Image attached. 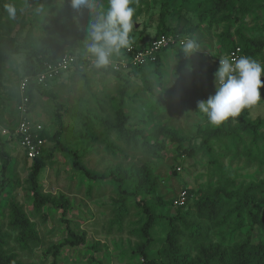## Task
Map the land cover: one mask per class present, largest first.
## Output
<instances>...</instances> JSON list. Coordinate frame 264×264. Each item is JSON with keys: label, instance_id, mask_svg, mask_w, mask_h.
Returning <instances> with one entry per match:
<instances>
[{"label": "rangeland", "instance_id": "rangeland-1", "mask_svg": "<svg viewBox=\"0 0 264 264\" xmlns=\"http://www.w3.org/2000/svg\"><path fill=\"white\" fill-rule=\"evenodd\" d=\"M133 1L136 16L133 17L130 45H144L155 38L160 30L158 24L162 0ZM0 2L14 4L16 8L14 20H9L5 8H1L0 35H6L7 32L12 35L21 23L29 22L36 17L45 18L42 23L52 28L55 22H59L60 17L72 9L69 0H0ZM96 4L98 10L106 11L108 0H96ZM72 11L66 22V31L72 34L71 40L78 43L75 51L79 58H91L86 52V39L87 28L93 15L86 9L79 13ZM180 14L188 21L181 22L179 18L182 15L175 13L174 18H168V24L174 27L182 23L183 27L192 28L190 38L195 39L200 47L191 56H186L183 50H168L161 60L159 69L161 77L151 76L153 82L151 92L143 85L142 76L139 74L117 80L110 74L91 70L90 66H84L80 71H76L73 66L68 73L47 84L45 88L48 89L46 92L56 96V102L62 105L60 123L54 119L56 106L50 97L36 96L35 103L30 106L31 121L41 123L50 136L57 134L55 142L47 141L44 166L39 176L42 192L52 196L61 194L70 200L75 210L69 215L79 222L81 231L99 243V252L94 254L96 264H144L142 258L135 255L132 258L130 253L136 252V245L143 243L134 232L143 225L144 219L142 213L133 205V201H129L126 214L121 219L117 218L116 214L112 213L113 202L118 199L116 185L106 183L89 188L83 177L72 168L74 157L86 169L103 176L115 172L128 180L133 176H137V179L143 177L144 174L138 173L140 169L150 172L153 183L149 186L152 189L151 195L144 196L143 192L136 200L144 199L160 218L150 233L152 242L145 251L157 264L180 262L172 257L171 252H164L163 247L166 246L165 240L169 232L167 221L175 217L178 211L170 202L184 187L200 193L212 192L217 188L230 192L233 188L250 182L258 183L264 178V134L261 137L262 141L255 145H251V139L246 138L245 145H240L237 151L227 150L222 145L213 143L215 150L212 156L216 159V164H213L210 155L205 151H199L192 158L178 157L176 144L169 142L166 149L157 155L127 147L117 140L115 131L99 124V120L114 123L116 118L114 107L119 106L128 116L129 126L144 130L149 126L147 124L149 118L154 122H162L181 132L185 139L183 143L185 147L198 146L199 130L213 127L199 113L197 103L206 100L215 92L213 74L218 68L219 56L225 54L219 46V36L227 26L224 22L207 25V19L200 23V17L192 12L183 11ZM257 15V18H253L245 13L237 22L229 24L230 32H235L241 26L245 35L254 33L258 25H264V11H257ZM23 37L24 34L19 35L18 41ZM257 61L264 64V52L262 59L257 58ZM24 64L25 54L21 51L12 55L3 69L4 88L1 89V95L4 104L0 106L2 114L0 137L4 140V151L9 156L6 176L9 180L16 181L13 188L6 186L11 192L8 198H13L24 208L32 222L36 224L39 239L38 245L31 247L30 250L21 249L14 240L10 242L9 248L18 254V259L23 263L49 264L41 260L38 252L58 242L59 226L55 225L52 228L50 224L42 223L39 218L31 217V193L28 182L31 161L25 159L16 142L1 135L2 129L10 127L15 118V108L19 101L9 93L17 91L18 94ZM261 80L264 82V75L261 76ZM182 84H187L194 95L192 103H189L190 97L180 90ZM259 91L262 100L246 109L251 121L264 120V86ZM49 154L53 155L50 159ZM174 166L176 174L173 173ZM1 167L0 162V183L4 181ZM134 185H129L131 190H134ZM192 203L190 198L182 212L189 210L190 215L186 220L189 223L199 222L205 228L207 241L212 244L211 246L217 243L223 247L233 245L240 242L248 233L247 220H244L242 222L244 225L241 226L232 215L222 223H210L198 218ZM262 214L264 208L261 210ZM54 221L56 224V218ZM175 223L179 224L177 221ZM180 243L186 244V241L181 240ZM187 248L183 264L198 257L195 245H188ZM61 264L95 263H89L88 259H81L75 253H70Z\"/></svg>", "mask_w": 264, "mask_h": 264}, {"label": "trees", "instance_id": "trees-1", "mask_svg": "<svg viewBox=\"0 0 264 264\" xmlns=\"http://www.w3.org/2000/svg\"><path fill=\"white\" fill-rule=\"evenodd\" d=\"M134 4L133 1L131 6L133 7ZM4 5L5 3L0 2V10ZM72 10L60 17L59 22H55L52 28L42 23L45 18L36 17L29 22L21 23L12 35L8 32L6 35H0V106L4 104L1 95V89L4 88L2 84L3 69L12 55L21 51L24 52L23 76L36 75L43 70L44 63L53 62L63 54H71L79 58L75 51L78 43L73 42L71 40L72 34L66 31V22L72 15ZM262 10L264 11V0H162L158 24L160 30L156 37L165 35L176 40H186L192 37V28L183 27L184 24L182 23L174 27L168 24V18H174L175 13L180 16L182 15L180 12H192L200 17V23H204L203 21L207 19V25L214 22H224L226 24V30L219 36V46L225 51L224 55L239 47L242 55L250 56L255 60L259 58L260 60L264 52V25H258L254 33L245 35L241 26L233 32L234 34L231 33L229 24L237 22L245 13L257 18V11ZM179 19H181V22L188 21L183 15ZM1 20L2 15L0 14V25ZM22 34H24V37L21 41H18L19 35ZM234 35L236 38H234ZM148 44L130 46L139 51L146 48ZM172 49L182 50V46H172L164 49L157 54L154 63L135 67L125 72L90 66L89 62L82 58H79L73 66H75L76 71H80L84 66H90L91 70L110 74L117 80H121L128 75L139 74L142 76L143 85L151 92L153 84L151 76L161 77L159 70L161 60L168 53L167 51ZM121 51H124V49ZM53 81L48 84L53 83ZM45 88L46 86L36 85L33 82L29 84L30 106L35 103L36 96L50 97L55 101L56 106L54 119L60 123L62 105L57 103L56 96L46 92L48 89ZM180 90L190 97L189 103H192L194 95L187 84H182ZM9 95L19 101L17 91L9 93ZM114 108L116 112L115 122L110 123L108 120H99V124L115 131L117 140L123 142L127 147L141 149L150 155L160 154L161 151L166 149L169 142L176 144L175 150L178 152V157L187 156L192 158L199 151H205L210 155L211 163L216 164V159L212 156L215 150L213 143H218L227 150L237 151L240 145H245L246 138H250L251 145H255L257 142L262 141L261 137L264 134V120L251 121L245 109L239 117L229 118L219 126L201 128L198 133L200 139L198 146L185 147L183 145L185 139L179 130L166 126L162 122H154L151 118L147 121V124H149L147 129L134 128L128 125V116L121 111L119 106ZM1 117L2 114L0 113V120ZM9 128H12V125ZM56 137L57 134L50 136L44 127L41 138L45 139L46 147L47 141L55 142ZM10 140L16 142L14 138ZM3 141L0 137L1 174L4 178V181L0 183V264H26L20 261L18 254L12 252L9 248L10 242L14 240L20 245L21 249L30 250L31 247L38 245L39 238L36 224L32 222L24 208L18 205L13 198H8L11 192L6 186L13 188L16 181L9 180L6 176L9 156L4 151ZM43 153L42 156L31 161L28 176L31 193V217L39 218L42 223L50 224L52 228L57 225L59 231L58 242L45 250H40L38 255L42 261L49 264H61L70 253H75L78 258L88 259L89 263L96 264L94 254L99 252V243L81 231L79 222L73 220V216L69 215L72 210H75L70 200L61 194L52 196L42 192L39 176L44 166L46 149ZM52 156V154H49L48 158L50 159ZM72 168L83 177V181L87 183L89 188L96 185H105L106 183L116 185L118 199L113 202L112 213L116 214L117 218L121 219L126 214L129 201H133V205L142 213L144 223L134 232L143 243L136 245L135 250L137 253L130 252L131 257L133 258L134 255L139 256L143 259L144 264H157L155 259L148 256L145 251L152 242L150 233L160 218L148 202L144 199L136 200L137 196L143 192H145L144 196L151 195L152 189L149 186L150 183H153L150 172L146 169H140L138 173L144 174L143 177L137 179V176H133L128 180L125 176L122 177L121 174L115 172L103 176L86 169L78 162L76 157L72 160ZM175 169L176 166H174V174H176ZM130 184H135L134 190L130 189ZM181 191H185L187 194L185 203L182 206H174V202L179 195H176L170 202L178 211L175 217L167 221L169 232L165 240L166 246L163 247L164 252H171L172 257L180 261L178 264H183L186 260L187 246L195 245L198 257L195 260L187 261L186 264H264V214L261 215V210L264 208V178L258 183L250 182L247 185L233 188L230 192L217 188L212 192L200 193L187 187H184ZM190 198H192V207L196 210L199 219L217 224L234 215L238 225L243 226L244 223L242 222L247 220L248 233L240 242L233 245L223 247L220 243H217L211 246L212 244L207 241L208 235L205 228L199 222L189 223L186 220L190 215L189 210L185 213L182 212L186 209ZM54 218H56V224ZM176 221L179 224H176ZM181 240H185L186 244L180 243ZM192 261L194 262L192 263Z\"/></svg>", "mask_w": 264, "mask_h": 264}, {"label": "clouds", "instance_id": "clouds-1", "mask_svg": "<svg viewBox=\"0 0 264 264\" xmlns=\"http://www.w3.org/2000/svg\"><path fill=\"white\" fill-rule=\"evenodd\" d=\"M133 0H108L107 10H98L96 0H69L70 7L77 13L88 10L93 19L87 28L86 52L97 68L108 66L115 55L130 46L135 9ZM5 11L9 20L16 17L14 4L6 3ZM193 38L182 42V50L191 56L199 49ZM264 64L247 55L233 57L219 56L218 68L214 72L213 95L198 101L197 109L206 121L219 126L229 118L239 117L245 109L260 102V88L264 86L261 76Z\"/></svg>", "mask_w": 264, "mask_h": 264}, {"label": "built area", "instance_id": "built-area-1", "mask_svg": "<svg viewBox=\"0 0 264 264\" xmlns=\"http://www.w3.org/2000/svg\"><path fill=\"white\" fill-rule=\"evenodd\" d=\"M185 40H176L172 37L160 35L149 42L146 48L136 51L133 46L121 51L119 55L112 58V62L103 68H109L116 72H125L129 69L140 67L156 61L157 54L172 46H182ZM233 57H239L241 50L237 47L229 54ZM79 58L71 54H63L60 58L53 62L44 63L43 70L34 76H23L18 85L19 102L15 108V118L12 123V128H4L1 135L9 139H16V143L22 150L25 158L29 161L42 156L46 149V141L41 138V133L44 131V126L41 123H33L30 117V99L28 97V88L31 82L36 85L46 86L50 81L60 78L68 73L74 63ZM90 66H95L92 58H86ZM219 64V62H218ZM96 67V66H95ZM180 170V168H177ZM179 197L174 202V206H182L186 201V192L180 191Z\"/></svg>", "mask_w": 264, "mask_h": 264}]
</instances>
